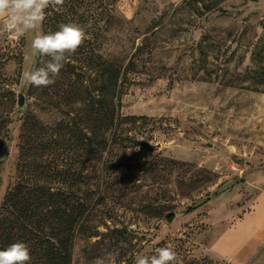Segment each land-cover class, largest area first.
Segmentation results:
<instances>
[{
	"label": "rangeland",
	"instance_id": "374dc122",
	"mask_svg": "<svg viewBox=\"0 0 264 264\" xmlns=\"http://www.w3.org/2000/svg\"><path fill=\"white\" fill-rule=\"evenodd\" d=\"M115 8L128 22L104 52L131 51L130 37L151 48L124 86L120 112L147 120L129 126L136 152L114 147L106 155L116 166L109 179L120 182L99 179L92 197L103 204L75 232L70 264H96L109 251L118 264H134L167 246L175 264H264V230L254 229L264 194V0H118ZM41 33L40 25L24 37L0 35V85L13 101L0 144V205L16 180L23 116L52 119L22 80ZM169 212L175 217L165 223Z\"/></svg>",
	"mask_w": 264,
	"mask_h": 264
},
{
	"label": "trees",
	"instance_id": "16d2710c",
	"mask_svg": "<svg viewBox=\"0 0 264 264\" xmlns=\"http://www.w3.org/2000/svg\"><path fill=\"white\" fill-rule=\"evenodd\" d=\"M117 1L65 0L63 6L45 10L43 34L58 30L60 23L76 22L86 27L87 38L53 85L28 87L33 101L47 108L52 119L48 123L30 113L22 118L16 180L0 205V250L23 241L30 248V264L71 263L75 232L84 230L90 210L103 204L102 196L92 197L99 189V179L105 185L120 182L109 179L116 166L106 155H113L114 147L136 152L129 126L147 120L121 114L120 101L125 84L144 61V52L147 56L151 52L148 41L136 45L130 37L131 51L121 45L122 55L103 49L105 40L114 38V32L128 22L116 12ZM41 59L46 58L36 54L34 69ZM0 89L6 106L0 114L1 144L8 137L13 101L11 92L1 85ZM141 162L135 160L130 166ZM144 170L152 172L153 165L148 163ZM91 179L94 183L89 187L93 189L86 187ZM200 204L189 205L184 211L191 212ZM174 217L175 213L169 212L164 222Z\"/></svg>",
	"mask_w": 264,
	"mask_h": 264
},
{
	"label": "clouds",
	"instance_id": "9594fccd",
	"mask_svg": "<svg viewBox=\"0 0 264 264\" xmlns=\"http://www.w3.org/2000/svg\"><path fill=\"white\" fill-rule=\"evenodd\" d=\"M65 0H0V35L24 37L34 32L45 20L50 6H63ZM87 38L86 27L76 23H60L58 30L36 34L31 48L42 58L40 66L22 74L27 85L37 88L53 85L69 57L74 55ZM30 248L16 241L0 250V264H30ZM177 253L170 247H159L153 255H137L134 264H175ZM96 264H118V253L106 252Z\"/></svg>",
	"mask_w": 264,
	"mask_h": 264
},
{
	"label": "crops",
	"instance_id": "0c3cea01",
	"mask_svg": "<svg viewBox=\"0 0 264 264\" xmlns=\"http://www.w3.org/2000/svg\"><path fill=\"white\" fill-rule=\"evenodd\" d=\"M254 212L256 216H259V226L254 227V229H262L264 230V194L258 196V200L256 201V208H254ZM248 215V214H247ZM241 220V222H243ZM239 222V221H238Z\"/></svg>",
	"mask_w": 264,
	"mask_h": 264
},
{
	"label": "water",
	"instance_id": "95a60500",
	"mask_svg": "<svg viewBox=\"0 0 264 264\" xmlns=\"http://www.w3.org/2000/svg\"><path fill=\"white\" fill-rule=\"evenodd\" d=\"M16 103L18 107H23V95L21 93L18 94Z\"/></svg>",
	"mask_w": 264,
	"mask_h": 264
}]
</instances>
